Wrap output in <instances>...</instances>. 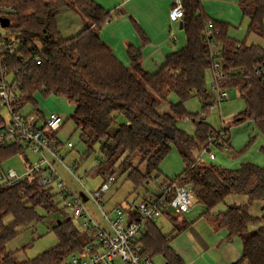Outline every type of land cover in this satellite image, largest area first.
<instances>
[{
    "label": "trees",
    "instance_id": "obj_1",
    "mask_svg": "<svg viewBox=\"0 0 264 264\" xmlns=\"http://www.w3.org/2000/svg\"><path fill=\"white\" fill-rule=\"evenodd\" d=\"M182 1L187 46L169 55L159 72L152 74L142 66L141 49L129 44L131 64L126 67L102 41L100 34L113 16L96 1L0 0L1 41L18 43L15 50L4 45L8 72L22 90L23 106L33 104V111L43 120L46 117L39 109L37 94L63 97L76 105L71 120L82 132L87 157L100 146L97 172L111 169L114 176L118 168L136 189L145 188L161 177L162 162L172 147H177L184 171L164 183L192 186L198 203L206 208L202 217L227 229L228 240H243V256L236 264H264V217L250 211L253 203L264 202V164L244 160L256 143L255 137L250 136L248 146L237 152L228 137L229 130L222 135L207 122L214 97L207 83L213 71L211 40L205 36L207 24L212 21L214 30L219 31L212 39L223 47L225 74L219 82L237 91L245 103L244 112L230 124L253 125L261 139L259 152L264 155V0H239L243 17L249 19L247 34L263 41L258 45L229 36L231 26L213 21L201 0ZM64 9L76 11L85 22L82 31L71 38H65L58 26V15ZM134 28L145 42V33L136 25ZM174 94L180 102L171 104L169 97ZM193 97L202 100L203 114L186 111L185 104ZM167 103L168 110H164L162 105ZM189 116L195 125L192 135L180 127ZM121 117L125 122L120 123ZM3 121L0 112V125ZM65 124L66 120L60 130ZM59 133L54 138L58 139ZM210 136L220 140L214 149L217 158L222 151H229L241 161L233 168L196 163L193 150H201ZM23 153L24 149L16 144L0 147V167ZM235 194L247 197V204L221 214L212 212ZM55 196L53 189L42 188L34 178L13 187L0 186V264H67L65 261L85 250L87 236L76 228L73 219L65 218L54 221L50 229L58 238L56 247L21 262L15 253L8 252L7 244L19 236L20 228L44 222L49 215H63ZM40 211L47 216H41ZM164 214L170 218V214ZM171 221L176 222V218L171 216ZM253 226L256 229L251 231ZM144 229L139 242L150 257H162L167 264H184L173 250L172 241L186 227L176 228L174 238L163 233L156 220L146 222Z\"/></svg>",
    "mask_w": 264,
    "mask_h": 264
},
{
    "label": "built area",
    "instance_id": "obj_2",
    "mask_svg": "<svg viewBox=\"0 0 264 264\" xmlns=\"http://www.w3.org/2000/svg\"><path fill=\"white\" fill-rule=\"evenodd\" d=\"M173 1L171 19L182 23L185 16L183 1ZM207 26L205 36L211 40L209 52L213 59L211 91L215 93L216 106H220L230 98V90L222 87L219 82L225 74L222 63L223 47L220 42L212 39L219 31L214 30L212 21ZM1 33L0 31V112L7 110L11 119H5L0 125V147L6 144L19 145L25 153H31L32 159L28 160V156L23 153V160L26 161L24 172H17L5 165L0 167V186L13 187L28 178H34L42 188L54 190L56 201L64 206L62 212H69L73 219L79 221L82 232L88 238L85 250L68 259L67 264H155L154 258L145 252L144 246L139 242L145 231V223L164 218V213H190L197 199L193 187L176 182H163L157 193L149 195L140 203L128 202L105 212L103 197L112 188L114 180L106 181L99 190L89 192L84 186V178L77 176L79 164L64 163L61 155L64 145H60V140L54 138L63 126L65 116L52 112L45 115L43 120L35 112H23V93L13 75L8 72V61L4 53V45L9 50H15L18 43L2 42ZM184 120L193 122L190 116ZM219 142L216 137L210 136L208 143L197 151L196 163H202L206 158L216 161L214 149ZM67 145L70 149L74 148L71 142ZM63 173L72 176L84 188L86 199L69 188ZM90 206H93L94 211Z\"/></svg>",
    "mask_w": 264,
    "mask_h": 264
},
{
    "label": "rangeland",
    "instance_id": "obj_3",
    "mask_svg": "<svg viewBox=\"0 0 264 264\" xmlns=\"http://www.w3.org/2000/svg\"><path fill=\"white\" fill-rule=\"evenodd\" d=\"M217 4L212 5L213 10L216 13L222 14L223 12L220 10ZM236 21L233 20V23H226L224 20H219L218 18L212 17L213 20L221 21L227 25L233 26L234 31H232V37L239 42L249 41L247 38V32L249 27V19L244 18L242 16V12L240 10L236 11ZM233 13V14H235ZM208 89L212 93L214 100L212 101V105L209 108V114L207 115V122L214 128L216 132H221L226 136V131L229 130L228 137L231 140V145L235 149V151L239 152L240 150L246 148L250 141V136L255 137L256 143L253 145L252 149L248 152V155L244 160H252L256 164L263 166L264 164V155L263 153L259 152L260 146V136L258 132L255 130L254 126L247 123L241 124L239 126H231L232 119L239 115L240 113L244 112L245 110V103L239 97V94L235 90L229 91V99L224 101L220 104V106H216L217 101L215 97V93L211 91V87L213 84V75L210 74L207 77ZM36 101L38 103L40 111L45 115H48L52 112H56L58 114H62L66 118L65 126L60 130L58 134V139L63 143L61 155L63 157L64 163L66 165H76L79 164V168L77 170V176L80 178H84L85 188L91 192L96 191L101 188L105 184L106 181L110 180V177L113 178L114 183L111 186L112 188L108 193L105 194L103 197L104 203V211H110L116 206H120L121 204L131 203L137 204L143 201L144 197H147L150 192H155L159 190L160 184L166 179H172L180 175L184 171V163L182 160V156H180L177 147L173 146L172 150L168 154V157L162 162L159 171L161 172V177L155 181L152 180L146 185L145 188H138L136 189L135 186L131 184V182L127 179V174L122 172L121 169L118 168L114 169L115 175H112L111 169H105L102 173L97 172L96 166L98 164L99 158V148L100 146H96L94 153H92L89 157L88 156V149L86 145L81 140V131L77 129L75 122L71 120V117L74 113L76 108L75 104L68 102L63 97H45L41 94L36 95ZM180 99L174 94L170 95L169 103L176 104L179 103ZM169 103L163 104L162 108L164 110H168ZM185 108L187 112L192 114H203L202 108V100L198 97H193L189 102L185 104ZM33 104L26 103L23 108V112L25 114H30L34 112ZM1 116L9 121L11 118L7 112V110L3 109L1 111ZM120 123L125 122V118L121 117L119 119ZM180 127H182L189 135L195 133V125L192 121H185L184 119L180 122ZM71 142L74 145V148H68L67 143ZM232 150V149H231ZM196 151H199L196 149ZM233 151V150H232ZM234 152V151H233ZM198 153V152H197ZM222 154H226L231 158L228 165L226 162L222 163L226 167L233 168L238 159L235 156L237 154H230L229 151H222L219 154L220 160ZM26 156H28V160L32 159V155L29 151H26ZM235 157V158H234ZM219 160V158H218ZM203 161L202 163H204ZM219 161L211 162L209 158L206 159L205 164H218ZM204 164V165H205ZM6 167L14 168L17 172H24L26 169V161L23 160V154H19L14 159L10 160V162L5 164ZM64 174L65 181L67 185H69L75 193H77L83 199H86V192L82 186L79 185L77 181L72 176L68 174ZM248 198L246 199L245 204H247ZM58 203V201H57ZM91 210L94 211L93 206H90ZM264 207V202L257 201L253 203L250 207L252 211L256 214V216L260 217L261 214L264 213L262 210ZM203 206L195 200V206L188 214L177 213L179 216H184L186 218H190L192 216H198L199 213L203 212ZM59 210L63 211L64 206L60 205L59 203ZM206 209L204 208V212ZM175 213V212H174ZM41 216H47L44 212L40 211ZM200 216V215H199ZM69 212L66 214L63 212V215L56 214V215H49L44 222L36 223L35 225L28 227V228H20L18 232L20 233L19 236L14 239L13 241L7 244L8 252L15 253L16 260L18 262L27 261L35 259L37 256L49 251L50 249L54 248L58 244V238L55 232L51 231V227L54 224V221L63 220L65 218H70ZM264 217V216H262ZM178 218V217H176ZM71 219H73L71 217ZM8 222H11V218H7ZM76 228L82 231V228L79 225V221L73 219ZM159 223V227L162 229L163 233H170V223L167 219L157 220V224ZM68 263V260L65 261ZM155 264H165L162 257H155L154 258ZM121 264V262H118ZM123 264V263H122Z\"/></svg>",
    "mask_w": 264,
    "mask_h": 264
},
{
    "label": "crops",
    "instance_id": "obj_4",
    "mask_svg": "<svg viewBox=\"0 0 264 264\" xmlns=\"http://www.w3.org/2000/svg\"><path fill=\"white\" fill-rule=\"evenodd\" d=\"M93 1L101 4L106 11L111 12L113 21L104 27L100 37L126 67H130L131 64V59L127 54V47L129 44L141 49L143 56L142 66L144 70L152 74L159 72V69L165 64L169 55L187 46L184 31L180 27L181 23L174 22L171 19V10L174 6L173 0ZM201 1L204 11H206L211 19L212 17H216L221 21L224 20L226 23H233V20L236 21L237 16L235 12L238 10L242 12L239 6V0ZM214 4H217L216 6L223 12L222 14L216 13V11L213 10L214 6H211ZM58 16L59 30H61L65 38H71L85 27V22L81 15L72 9L62 10ZM135 25L141 28L145 33V38L147 39L145 42L141 40L136 28H134ZM232 31H234L233 26H231L229 31V36L231 37ZM247 38L249 39L248 44H263L262 39L258 38L255 34H247ZM196 154L197 151L194 149L193 155L197 156ZM206 159L204 163H206ZM218 161V165H224L222 164L224 162L228 165L231 158L226 154H222L221 160L219 157V160L217 158L216 161L211 162L217 163ZM240 161L241 160L238 162ZM163 182L161 184H163ZM157 192L158 191L150 192L149 195H153ZM149 195H147V197ZM246 199L247 197L245 196L235 194L227 198L226 201L217 206L212 212L214 214L225 213L231 207L242 206ZM204 208L202 215L204 214ZM262 210L264 211V207H262ZM250 211L256 216L252 209H250ZM199 215L192 216L188 219L183 215L170 214V218L171 216L175 218L178 217L176 218V222H170V218L164 216L170 223L171 228V232L165 233L166 235H172L174 238L177 234V231L174 232L177 230L176 228L181 229L182 227H186V229L172 241V248L176 254L181 257L184 264H236L243 256V240L239 237L228 240L227 229L218 227L210 219L202 217L201 213H199ZM262 216H264V213L261 214L260 217ZM157 225L159 227V223ZM255 229L256 227L253 226L250 230L254 231ZM164 262L167 264L165 260Z\"/></svg>",
    "mask_w": 264,
    "mask_h": 264
},
{
    "label": "water",
    "instance_id": "obj_5",
    "mask_svg": "<svg viewBox=\"0 0 264 264\" xmlns=\"http://www.w3.org/2000/svg\"><path fill=\"white\" fill-rule=\"evenodd\" d=\"M180 27L183 29L182 23L180 24ZM59 223H61V222H59Z\"/></svg>",
    "mask_w": 264,
    "mask_h": 264
}]
</instances>
